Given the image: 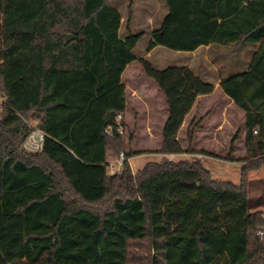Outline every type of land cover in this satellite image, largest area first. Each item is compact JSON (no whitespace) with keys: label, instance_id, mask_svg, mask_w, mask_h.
<instances>
[{"label":"trees","instance_id":"obj_1","mask_svg":"<svg viewBox=\"0 0 264 264\" xmlns=\"http://www.w3.org/2000/svg\"><path fill=\"white\" fill-rule=\"evenodd\" d=\"M161 1L148 53L257 47L248 69L216 92L187 67L138 59L144 35L121 38L109 0H0V264H264L248 178L264 169V0ZM135 89L163 104L149 112L155 138L150 124L129 130ZM118 115L123 134H107ZM28 122L47 135L40 154L22 149ZM121 153L163 157L110 176ZM197 156L243 163L241 182Z\"/></svg>","mask_w":264,"mask_h":264},{"label":"rangeland","instance_id":"obj_2","mask_svg":"<svg viewBox=\"0 0 264 264\" xmlns=\"http://www.w3.org/2000/svg\"><path fill=\"white\" fill-rule=\"evenodd\" d=\"M109 2L114 7H116L122 14V37H126L128 32H132L135 34L142 33L144 35L143 39L138 43V47L135 50V55L139 59L141 56L147 53L146 49L151 40L152 32L160 27L164 17L169 12L168 7L166 6L165 2L160 0H133L131 10V0H109ZM233 47L235 48L236 46H223L215 44L210 48L201 49L196 53L176 52L161 47L158 48V51L153 53V60L150 61L151 63H153L154 67L159 70H162L169 66H185L190 67L191 70L196 73L208 74V76H210L211 78L212 76L217 75H219L220 77H224L226 74H228L226 70L227 62L233 61L236 58H234V56H236L235 54L237 51H234ZM251 50V48L244 49L245 59L249 57V53L251 52ZM231 52H233L234 55H229ZM159 60H163L164 62L159 63ZM133 86L134 85H130V90H133ZM138 90L139 89H135L133 92V96L137 98L138 104H131L135 115L133 116L131 129L129 130L130 132L132 131L134 134H136L139 130L148 127L150 124V128L152 126L151 130L154 132V136L152 138H155V134L158 135L157 128L159 127V124L156 125V123L159 115L149 117V112L153 110H162L163 104H147L148 100L151 99L150 97L154 94H151L150 96H143L141 94L143 92ZM135 91L137 92L135 93ZM151 120L152 122H150ZM212 124L213 122L210 123V125ZM212 137L214 139V136ZM217 139H223L222 135H219L218 133ZM223 152V156L224 154H227L225 151ZM162 157L163 156L157 154L141 155L138 157L130 158L128 164L133 174H136L146 164L151 162H158L162 159ZM168 158L179 160L189 157L169 156ZM197 158L200 159L203 162L204 166L211 171L213 177L216 180L222 182H232L236 185L241 182V172L243 163H229L227 161L213 159L206 156H197ZM248 178L250 210L251 212L258 210L264 212V169L260 171L251 172ZM261 231L264 233V228H262ZM140 253L145 254V251L140 250ZM147 256L151 258L153 257V255H150V253H147Z\"/></svg>","mask_w":264,"mask_h":264},{"label":"built area","instance_id":"obj_3","mask_svg":"<svg viewBox=\"0 0 264 264\" xmlns=\"http://www.w3.org/2000/svg\"><path fill=\"white\" fill-rule=\"evenodd\" d=\"M5 101H6L5 97H3L0 94V112L5 108ZM121 121H122V115H118L116 117V121H115L117 129L116 128H108L106 130V133L111 135V134H113V131L116 130L117 134H123V126L121 124ZM28 125L31 129V132L28 135V137L26 138V140L24 141L22 149L26 153L40 154L44 150L47 135L44 131H42L41 129H39L37 127V124L35 122H28ZM172 157H174V156H172ZM126 161H129V159H127L125 157V155L123 153H121L118 158L114 159L112 162H110L108 164L109 175L110 176H116V175L122 174L124 164ZM258 235L261 238L264 237L263 232H259Z\"/></svg>","mask_w":264,"mask_h":264},{"label":"crops","instance_id":"obj_4","mask_svg":"<svg viewBox=\"0 0 264 264\" xmlns=\"http://www.w3.org/2000/svg\"><path fill=\"white\" fill-rule=\"evenodd\" d=\"M161 1V0H160ZM166 13H167V11H166ZM121 26H122V23H121ZM158 29V28H157ZM156 30V29H155ZM152 32V31H151ZM150 34V33H149ZM120 37L121 38H125V37H122L121 36V27H120ZM213 45H210V46H207V47H201V48H199L197 51H195V52H193V53H196V52H198V51H200L201 49H207V48H210V47H212ZM236 47L234 48L233 47V49H234V51L236 50L237 52H236V56H234V58H235V60H233V61H230V62H227V68H226V70H227V72H228V74H226L224 77H220L219 75H217V76H212V78L210 77V76H208V74H203V73H196V72H194L193 70V73L195 74V75H200V76H202V78H203V80L205 81V82H207V83H210V84H213L214 85V87H215V89H216V92L218 91V89H219V87H220V84H221V82H222V80L223 79H225V78H227V77H229V76H231V75H234V74H238V73H241V72H244V71H246L247 69H248V67H249V64H250V61H251V58H252V54L254 53V51H256L257 50V47H253V46H242V45H235ZM137 47H138V45H137ZM158 48H161V47H157V48H155L154 50H152L150 53H146L145 55H143V56H141L139 59H145V60H147V61H149L150 63H151V61L150 60H153V53L154 52H156V51H158ZM252 49L251 50V52L249 53V57L247 58V59H245V56H244V49ZM136 50V49H135ZM147 50V49H146ZM231 54H233L234 55V53L233 52H231L229 55H231ZM159 63L161 62H164L163 60H159L158 61ZM151 64H153V63H151ZM181 67H185V66H181ZM167 68V67H166ZM187 68H189L190 70H191V68L190 67H187ZM157 69V68H156ZM165 69V68H164ZM159 70V69H158ZM163 70V69H162ZM137 91H135V93H136ZM213 96H209V97H203V98H199L198 100H197V103L196 104H209L210 103V99L212 98ZM113 161V159H111V160H109L108 161V164L110 163V162H112Z\"/></svg>","mask_w":264,"mask_h":264},{"label":"water","instance_id":"obj_5","mask_svg":"<svg viewBox=\"0 0 264 264\" xmlns=\"http://www.w3.org/2000/svg\"><path fill=\"white\" fill-rule=\"evenodd\" d=\"M72 40H73V36L69 35V36L67 37V39H66V44L70 43ZM113 134H114V135H117V131L114 130V131H113Z\"/></svg>","mask_w":264,"mask_h":264}]
</instances>
